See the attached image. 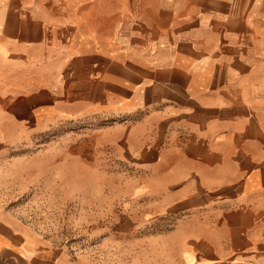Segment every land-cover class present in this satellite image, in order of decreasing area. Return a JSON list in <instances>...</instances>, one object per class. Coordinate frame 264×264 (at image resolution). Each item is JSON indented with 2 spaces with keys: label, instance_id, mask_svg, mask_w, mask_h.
Returning a JSON list of instances; mask_svg holds the SVG:
<instances>
[{
  "label": "crops",
  "instance_id": "obj_1",
  "mask_svg": "<svg viewBox=\"0 0 264 264\" xmlns=\"http://www.w3.org/2000/svg\"><path fill=\"white\" fill-rule=\"evenodd\" d=\"M0 107L99 123L179 264H264V0H0ZM0 264L88 262L0 211Z\"/></svg>",
  "mask_w": 264,
  "mask_h": 264
},
{
  "label": "rangeland",
  "instance_id": "obj_2",
  "mask_svg": "<svg viewBox=\"0 0 264 264\" xmlns=\"http://www.w3.org/2000/svg\"><path fill=\"white\" fill-rule=\"evenodd\" d=\"M96 123L24 122L20 133L0 123V211L88 264H179L187 235L144 217L141 171L116 163Z\"/></svg>",
  "mask_w": 264,
  "mask_h": 264
}]
</instances>
